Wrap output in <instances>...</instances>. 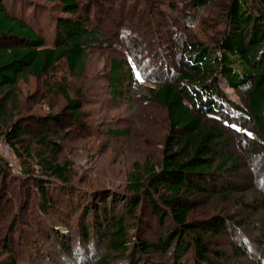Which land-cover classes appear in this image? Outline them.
<instances>
[{"label": "trees", "instance_id": "trees-1", "mask_svg": "<svg viewBox=\"0 0 264 264\" xmlns=\"http://www.w3.org/2000/svg\"><path fill=\"white\" fill-rule=\"evenodd\" d=\"M129 1L41 0L21 6L18 0H0V136L20 163L35 160L42 172L35 176L32 167H25L26 177L19 176L0 154V217L8 222L7 231L0 230V250L7 254L0 264H20L22 254L33 264H155L154 254L182 264L181 257L189 253L190 264H224L229 257L215 238L230 232L243 238L240 248L232 247L233 254L234 249L238 257L251 252L253 242L244 232L254 226L263 201H239L253 210L239 219L230 212L191 217L202 203L199 196L219 195L223 204L234 193L229 179L237 175L240 159L227 150L225 126L234 136L248 138V154L264 152V0H226L220 20H203L213 29L222 21L223 30L211 43L190 38L172 79L149 80L147 66L130 46L123 45L125 52L110 58L107 94L124 101L133 88L138 97L164 108L168 119L161 162H136L126 191L81 187L72 180L70 164L59 160L70 133L61 128L65 119L73 125L70 131L78 127L84 136L92 135L84 125L83 90L72 94L68 76H85L92 48L118 49L108 34L114 26L121 28ZM214 2L188 0L187 5L197 12ZM43 3L60 12L54 17L53 38L38 20ZM172 7L178 10L176 3ZM189 13L187 26L193 21ZM30 77L43 79L42 97L64 100L59 113L29 114L21 82ZM146 81L149 86L143 85ZM223 81L242 94L244 106L228 98L220 87ZM242 115L254 123L253 130L236 122ZM30 121L35 129L27 125ZM29 179L31 186L15 195L10 181L26 184ZM221 184L225 188L219 191ZM83 188L87 196L81 195ZM158 230L152 240L150 234ZM260 259L257 264H264Z\"/></svg>", "mask_w": 264, "mask_h": 264}, {"label": "rangeland", "instance_id": "rangeland-1", "mask_svg": "<svg viewBox=\"0 0 264 264\" xmlns=\"http://www.w3.org/2000/svg\"><path fill=\"white\" fill-rule=\"evenodd\" d=\"M18 1L21 6H26V4L41 0H21L24 4L20 0ZM225 1L215 0L214 3L197 12L187 5L188 0H136V2L131 0L127 2L128 7L124 9L125 18L121 28L114 26L113 33L108 34L119 44L118 49L116 47L106 50L92 48L85 76L81 79L68 76L69 90L72 94H75L79 88L83 90L85 103L82 111L85 114L84 121H86L84 125L90 126L89 129L92 133L90 136H84L78 127H74V131H70L72 130L70 127L73 125L69 124L68 119H65L61 125L65 133H70L62 142L63 150L59 154V160L70 164L72 180L75 183L87 189L112 188L123 192L126 191L128 176L133 171L136 162L144 163L147 158H150L156 165L161 162L163 150L166 147L164 140L169 133L166 110L153 100L138 97L137 91L133 88L128 90L127 98L124 101L110 97L107 94L108 81L105 80L109 60L111 57H119L118 53L125 52L122 48L123 45L127 49H130V46L138 62L147 66L146 73H148L149 80L153 82L156 79L164 81L165 78H174L180 68V58L184 54L183 45L190 38L195 37L200 41L211 43L214 37H217V31L223 30L222 21L217 22L216 26L214 23L215 29H217L215 30L209 27L211 23L205 25L203 20L206 21L209 17L212 19L219 17L218 20H220L224 12L222 6ZM172 3H176L178 12L173 9ZM44 5L45 3L38 7L40 15L38 20L53 38L54 17L60 12L53 5ZM47 9L50 10L45 11ZM187 13L193 14L190 26H187L189 21L186 22L184 18ZM29 16L31 17V15ZM214 26L211 25V27ZM143 85L149 86L150 82L146 81ZM43 86V79L37 81L30 77L26 83L21 82L22 100L32 116L43 117L49 113H59L64 108V100L60 97L41 96ZM220 87L234 103L245 105L242 94L229 88L224 81ZM31 98L35 99V102ZM235 115L237 114L234 113ZM240 121L250 130L255 128L254 123L245 115L236 120L237 123ZM27 125L34 128L35 123L30 121ZM117 131H122V135L114 133ZM233 132L230 127L225 126V135L226 138L228 136L230 144L227 150L233 158L240 159L237 175L229 179L231 186L235 188L234 193L223 204L219 195L199 196L202 203L194 210V215L191 218L206 219L215 214L225 215L230 212L239 219L241 216L253 212L250 208L239 204V201L243 199L247 203L263 201L261 210L254 213V226L245 230L246 233L242 229L248 240L253 242L248 255L238 257L236 256L238 252L235 249L233 254L232 247L240 248L243 243L239 232H230V234H222L215 238L219 248L229 257L224 264H257L261 260L260 258L264 260V152L248 154L251 147L248 138L236 137ZM0 141L5 144L4 137L0 136ZM0 154L8 162L13 172L19 176L26 175L25 167H32L35 176H42L41 169L35 160H30L28 165H23L16 158L13 150L11 153H5L0 148ZM10 184L14 189L13 192L17 195L18 192L23 191L21 189L31 186L32 181L29 179L26 184L23 181H10ZM84 188L80 190L81 195L87 196L88 191L86 192ZM224 188L225 185L221 184L217 190L221 191ZM2 217H0V226L4 225L0 227L1 232L3 229L7 231L8 223H4ZM72 220L76 221V217H73ZM157 233L159 230L155 235L150 234L152 240H156ZM215 247L217 248V244L214 245ZM6 257L7 254L0 250V261ZM191 257L192 254L189 253L181 257L179 263L190 264ZM151 259L155 264L174 262L168 255L154 254ZM19 263L33 264L34 262L22 254L19 257Z\"/></svg>", "mask_w": 264, "mask_h": 264}, {"label": "built area", "instance_id": "built-area-1", "mask_svg": "<svg viewBox=\"0 0 264 264\" xmlns=\"http://www.w3.org/2000/svg\"><path fill=\"white\" fill-rule=\"evenodd\" d=\"M0 148L3 149L5 153H11V150H12L10 149L7 143L4 144L2 141H0Z\"/></svg>", "mask_w": 264, "mask_h": 264}]
</instances>
